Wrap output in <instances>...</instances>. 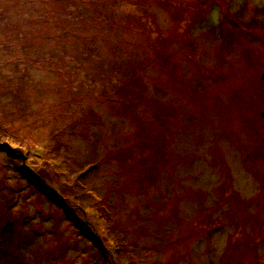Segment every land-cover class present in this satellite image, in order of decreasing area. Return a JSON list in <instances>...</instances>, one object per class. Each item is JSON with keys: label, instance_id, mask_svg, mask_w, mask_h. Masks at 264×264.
<instances>
[{"label": "rangeland", "instance_id": "374dc122", "mask_svg": "<svg viewBox=\"0 0 264 264\" xmlns=\"http://www.w3.org/2000/svg\"><path fill=\"white\" fill-rule=\"evenodd\" d=\"M2 12L0 264H264V0Z\"/></svg>", "mask_w": 264, "mask_h": 264}, {"label": "trees", "instance_id": "16d2710c", "mask_svg": "<svg viewBox=\"0 0 264 264\" xmlns=\"http://www.w3.org/2000/svg\"><path fill=\"white\" fill-rule=\"evenodd\" d=\"M2 1H4V0H2ZM26 4H28V3H26ZM28 5L30 6V4H28ZM5 20H6V17H5V15H4V13L2 12V13H1V16H0V23L3 22V21H5ZM39 167H40V166H36V167H34V168H31V169H34V171H37L38 173H42V172L45 170V168H40V169H39ZM77 207H78V206H76V208H77ZM78 208H79V207H78ZM77 212H80V211H77ZM94 214H95V213H94ZM96 217H97L98 221L100 220L99 223H101V221H103V220L100 219V216H96ZM89 222H91V220H90ZM105 227H106V230H107V231H110V229H109L108 226H105ZM85 230H86V229H85ZM94 231H95L94 233H97V231H98V227H97V226H96V227L94 226ZM92 234H93V233H92ZM85 235L88 236V230L85 231ZM109 238H110V237H109ZM97 242H98L99 246H100L101 248H103L102 243H100V241H97ZM110 242H111V238H110ZM113 242L115 243L114 248L116 249V248H117V247H116V246H117L116 244H118V243H117V239H116L115 237L113 238ZM116 250H119V249H116Z\"/></svg>", "mask_w": 264, "mask_h": 264}, {"label": "flooded vegetation", "instance_id": "af4514ba", "mask_svg": "<svg viewBox=\"0 0 264 264\" xmlns=\"http://www.w3.org/2000/svg\"><path fill=\"white\" fill-rule=\"evenodd\" d=\"M262 114L264 115V112Z\"/></svg>", "mask_w": 264, "mask_h": 264}]
</instances>
